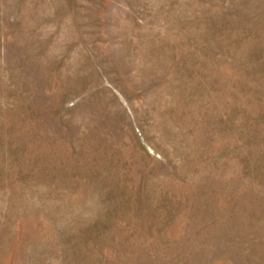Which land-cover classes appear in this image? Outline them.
<instances>
[{
    "label": "rangeland",
    "instance_id": "374dc122",
    "mask_svg": "<svg viewBox=\"0 0 264 264\" xmlns=\"http://www.w3.org/2000/svg\"><path fill=\"white\" fill-rule=\"evenodd\" d=\"M0 264H264V0H0Z\"/></svg>",
    "mask_w": 264,
    "mask_h": 264
}]
</instances>
